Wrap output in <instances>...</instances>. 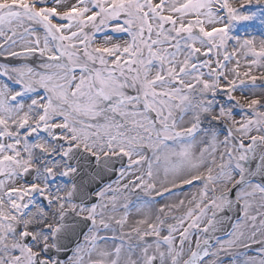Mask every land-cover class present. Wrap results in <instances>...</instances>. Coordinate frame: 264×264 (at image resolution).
Here are the masks:
<instances>
[{"label": "snow or ice", "instance_id": "1", "mask_svg": "<svg viewBox=\"0 0 264 264\" xmlns=\"http://www.w3.org/2000/svg\"><path fill=\"white\" fill-rule=\"evenodd\" d=\"M0 264H264V0H0Z\"/></svg>", "mask_w": 264, "mask_h": 264}, {"label": "rangeland", "instance_id": "2", "mask_svg": "<svg viewBox=\"0 0 264 264\" xmlns=\"http://www.w3.org/2000/svg\"><path fill=\"white\" fill-rule=\"evenodd\" d=\"M232 2L233 3H238V0H232ZM247 23H252V22H247ZM255 23L256 24H259V20H257V21H255ZM233 32L235 33V34H237V35H244V34H246V33H251V34H253V35H256L257 37H259V32L258 31H255L254 29H252V28H247V29H245V28H243V27H239V26H237L236 28H234L233 29ZM229 48H231V46H229ZM254 74H256V75H259V73H254ZM239 93H237V95H238ZM238 111V110H237ZM189 191H195V189L193 188V189H186V190H184L183 191V193H181V198H183V194L184 193H187V192H189ZM257 199H259V197H257ZM254 254V250L251 252V253H249V255H253Z\"/></svg>", "mask_w": 264, "mask_h": 264}, {"label": "water", "instance_id": "3", "mask_svg": "<svg viewBox=\"0 0 264 264\" xmlns=\"http://www.w3.org/2000/svg\"><path fill=\"white\" fill-rule=\"evenodd\" d=\"M113 178V177H112ZM259 182V181H258ZM228 215H232L235 216V211L231 212V213H227ZM230 228V225L228 226ZM217 235H222L221 233H217Z\"/></svg>", "mask_w": 264, "mask_h": 264}]
</instances>
